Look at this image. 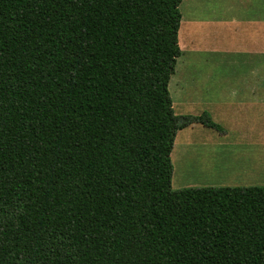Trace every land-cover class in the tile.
I'll return each mask as SVG.
<instances>
[{
  "label": "trees",
  "instance_id": "trees-1",
  "mask_svg": "<svg viewBox=\"0 0 264 264\" xmlns=\"http://www.w3.org/2000/svg\"><path fill=\"white\" fill-rule=\"evenodd\" d=\"M182 0H0V264H264V186L173 190Z\"/></svg>",
  "mask_w": 264,
  "mask_h": 264
},
{
  "label": "rangeland",
  "instance_id": "rangeland-1",
  "mask_svg": "<svg viewBox=\"0 0 264 264\" xmlns=\"http://www.w3.org/2000/svg\"><path fill=\"white\" fill-rule=\"evenodd\" d=\"M179 11L181 53L168 85L174 112H206L220 129L177 131L171 188L264 186L263 151L242 141L248 127L257 133L262 112L247 106L254 101L244 90L264 87V0H182Z\"/></svg>",
  "mask_w": 264,
  "mask_h": 264
},
{
  "label": "crops",
  "instance_id": "crops-1",
  "mask_svg": "<svg viewBox=\"0 0 264 264\" xmlns=\"http://www.w3.org/2000/svg\"><path fill=\"white\" fill-rule=\"evenodd\" d=\"M262 31H264V22H263V28ZM246 95H251L253 97L251 104L247 105L249 107H254L258 106V108H262V112L259 110L257 111V121L259 122V125L257 127V133L253 134L254 128L248 127L247 129L244 130V135H242V141L248 143L250 146H253V149L256 150L257 152L263 151L261 161L264 162V87L260 88L258 87H253V88H245ZM238 92H231L232 95L236 94ZM260 95H263V97H259ZM254 96H257L255 99ZM246 106V105H244ZM246 106V107H247ZM254 115V114H253ZM260 122H262L263 127L260 126ZM227 137H225V140ZM227 141V140H226ZM254 157L256 159L259 158L258 154H255ZM253 169V168H250Z\"/></svg>",
  "mask_w": 264,
  "mask_h": 264
}]
</instances>
